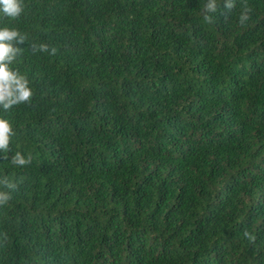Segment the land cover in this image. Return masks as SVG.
Listing matches in <instances>:
<instances>
[{"label":"trees","instance_id":"trees-1","mask_svg":"<svg viewBox=\"0 0 264 264\" xmlns=\"http://www.w3.org/2000/svg\"><path fill=\"white\" fill-rule=\"evenodd\" d=\"M217 2L211 24L207 0L0 12L33 92L0 107L17 184L0 185V264H264V0Z\"/></svg>","mask_w":264,"mask_h":264},{"label":"clouds","instance_id":"clouds-1","mask_svg":"<svg viewBox=\"0 0 264 264\" xmlns=\"http://www.w3.org/2000/svg\"><path fill=\"white\" fill-rule=\"evenodd\" d=\"M217 0H207L204 6V20L211 24L213 17L211 13L218 10ZM224 9L231 12L235 7L234 0H224ZM24 11L23 0H0V12L6 17L18 18ZM252 9L248 6L243 7L239 24L245 25L250 19L249 13ZM26 37L18 30L9 27L0 28V107L5 111L10 110L16 105L29 102L33 96L32 89L29 85V80L25 75L19 73L18 70L10 68V65L16 60L17 56L21 54V48L18 45H23ZM31 48L36 52H51L55 54L56 49L53 47L49 49L47 44H32ZM13 132L12 125L7 119L0 118V151H7L9 148ZM7 160L8 157L4 156ZM32 162V156L29 154L25 157L22 153L16 152L11 157V163L16 166L29 165ZM0 185L9 190H15L17 184L10 181L7 177L0 180ZM9 191L0 190V206H3L11 200ZM245 235H249L247 232ZM4 240H7V234H4Z\"/></svg>","mask_w":264,"mask_h":264}]
</instances>
